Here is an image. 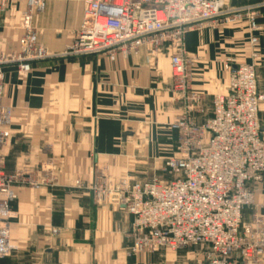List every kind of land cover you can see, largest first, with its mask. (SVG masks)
Wrapping results in <instances>:
<instances>
[{
	"label": "crops",
	"instance_id": "obj_1",
	"mask_svg": "<svg viewBox=\"0 0 264 264\" xmlns=\"http://www.w3.org/2000/svg\"><path fill=\"white\" fill-rule=\"evenodd\" d=\"M33 14L38 43L63 54L80 30L84 0H43ZM236 8L258 9L262 31L247 23L207 26L188 34L186 50L194 58L191 89L204 99L206 115L216 95L228 92L225 65L259 57L258 84L264 94V0H224ZM27 0H0V53L20 49ZM258 39L253 47L251 38ZM234 65V64H233ZM3 103L13 109L5 171L21 172L38 187L17 189L13 204L9 257L0 264H185L164 250L128 255L132 217L121 205L99 207L89 186L95 172L116 181L132 176L170 182L164 161L175 155L179 135L171 129L183 114L176 101L170 58H149L140 50L128 58L93 55L37 63L23 78L16 66L5 69ZM260 117L264 128V104ZM200 121H203L199 117ZM264 207V185L256 187ZM245 211L244 222L251 220ZM264 214V210H260ZM202 255L194 256V264Z\"/></svg>",
	"mask_w": 264,
	"mask_h": 264
},
{
	"label": "built area",
	"instance_id": "obj_2",
	"mask_svg": "<svg viewBox=\"0 0 264 264\" xmlns=\"http://www.w3.org/2000/svg\"><path fill=\"white\" fill-rule=\"evenodd\" d=\"M27 7L19 51L0 53V262L12 251L17 189L39 186L21 172L5 171L13 120V109L2 101L5 69L16 66L25 78L35 64L53 59L128 58L145 50L149 58L164 53L170 58L175 99L183 105V114L171 126L179 135L178 146L163 166L170 182L132 176L116 181L97 171L89 186L78 181L76 188L90 192L99 207L125 208L132 217L129 256L200 248L203 255L195 264H264V207H257L255 199L256 187L264 185L259 57L225 65L228 92L213 98L207 117L203 97L191 89L195 60L186 50L188 34L207 26L247 23L251 33L262 31L259 8L232 10L224 0H84L75 40L63 54L53 56L38 43L31 25L44 1L27 0ZM250 43L256 47L258 39ZM247 210L252 211L251 220L245 223Z\"/></svg>",
	"mask_w": 264,
	"mask_h": 264
},
{
	"label": "rangeland",
	"instance_id": "obj_3",
	"mask_svg": "<svg viewBox=\"0 0 264 264\" xmlns=\"http://www.w3.org/2000/svg\"><path fill=\"white\" fill-rule=\"evenodd\" d=\"M261 6L262 5L255 6V8H259ZM228 8H230L232 10H242V9H245V8H236V7L229 6V5H228ZM246 8H254V7H246ZM132 176H134V175H132ZM159 179H161V178H159ZM167 251H169V252L175 254L176 256H178L179 257V261L181 263L184 262L185 264H194V262H195L194 256L197 257V254L198 255H203V250H201L200 248H192V249L178 250L176 252L171 251V250H167Z\"/></svg>",
	"mask_w": 264,
	"mask_h": 264
}]
</instances>
